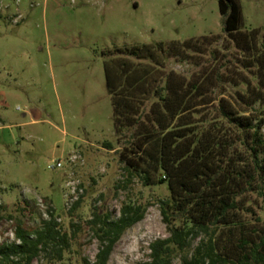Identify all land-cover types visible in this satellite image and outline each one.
<instances>
[{
	"label": "rangeland",
	"instance_id": "obj_1",
	"mask_svg": "<svg viewBox=\"0 0 264 264\" xmlns=\"http://www.w3.org/2000/svg\"><path fill=\"white\" fill-rule=\"evenodd\" d=\"M239 1L243 28L264 31V0ZM210 34L228 37L219 0H0V246L19 242L20 226L42 228L52 208L70 250L63 261L43 251L33 264L93 262L102 245L88 223L95 214L118 220L124 206L143 205L109 264L150 259L151 244L170 236L158 203L170 192L124 169L129 143L115 132L104 52ZM165 67L194 71L175 59ZM255 110L264 118L263 106ZM255 202L264 218V198Z\"/></svg>",
	"mask_w": 264,
	"mask_h": 264
},
{
	"label": "trees",
	"instance_id": "obj_2",
	"mask_svg": "<svg viewBox=\"0 0 264 264\" xmlns=\"http://www.w3.org/2000/svg\"><path fill=\"white\" fill-rule=\"evenodd\" d=\"M219 10L226 39L210 34L104 52L115 132L129 143L124 169L170 192L158 200L170 236L154 241L141 264L179 256L183 264H264V218L255 208V198H264V118L255 110L264 107V31L243 28L239 0H219ZM169 59L192 65L191 76L165 69ZM145 212L126 205L118 220L95 214L88 223L102 245L95 261L81 257L80 264H109ZM51 214L33 232L20 226L19 242L0 246V264H33L43 251L63 261L68 234Z\"/></svg>",
	"mask_w": 264,
	"mask_h": 264
},
{
	"label": "built area",
	"instance_id": "obj_3",
	"mask_svg": "<svg viewBox=\"0 0 264 264\" xmlns=\"http://www.w3.org/2000/svg\"><path fill=\"white\" fill-rule=\"evenodd\" d=\"M57 166H58V167H61V166H62V164H61V163H58V164H57Z\"/></svg>",
	"mask_w": 264,
	"mask_h": 264
}]
</instances>
